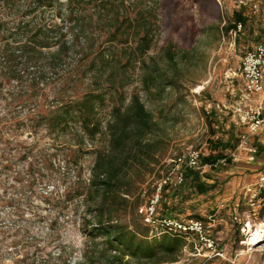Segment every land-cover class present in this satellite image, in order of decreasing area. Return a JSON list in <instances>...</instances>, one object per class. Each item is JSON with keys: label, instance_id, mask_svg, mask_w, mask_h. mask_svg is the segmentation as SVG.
Masks as SVG:
<instances>
[{"label": "trees", "instance_id": "16d2710c", "mask_svg": "<svg viewBox=\"0 0 264 264\" xmlns=\"http://www.w3.org/2000/svg\"><path fill=\"white\" fill-rule=\"evenodd\" d=\"M162 1L0 0V10L6 12L0 19V123L31 121L48 135L62 137L77 147L71 158L75 165L85 155L95 156L88 181L81 185L75 177L81 185L76 198H82L84 214L91 216L81 224L85 242L78 264H173L187 237L199 241L195 235L173 233L155 238L137 215L148 177L151 198L170 177L159 192L158 219L193 220L170 215L177 206L168 202H182L184 182L198 195L215 189L201 183L198 172L182 166L176 173L175 163H166L181 114L161 107L155 116L137 93L129 99L125 93L139 78L143 91L166 104L171 91L183 82L194 83L188 74L205 49L200 41L188 49L169 41L152 54L161 40ZM220 19L202 30L203 36L215 35L213 44L248 22L243 11L222 28ZM206 66L205 58L203 71ZM106 106L110 115L103 124L99 111ZM223 134L226 141H209L211 155L201 158L202 166L231 163L225 154L235 152L240 136L234 127ZM178 174L180 185L175 184Z\"/></svg>", "mask_w": 264, "mask_h": 264}, {"label": "rangeland", "instance_id": "374dc122", "mask_svg": "<svg viewBox=\"0 0 264 264\" xmlns=\"http://www.w3.org/2000/svg\"><path fill=\"white\" fill-rule=\"evenodd\" d=\"M240 11L248 20L240 32L231 31L216 44L215 35H202L203 29L219 23V15L222 28ZM5 17L1 9L0 19ZM263 39L264 0L162 1L161 40L152 54L169 41L187 49L200 41L205 48L197 53V66L188 74L194 83L183 82L182 87L170 92L166 104L143 91L139 78L125 92L127 99L137 93L155 116L161 107L167 113L181 114L183 120L169 148L167 164L192 151L200 153L201 158L209 157V141H226L223 133L230 127L237 136L246 133L244 127L235 124L234 113L239 108L254 107L259 99L247 97L238 68L244 54ZM1 103L0 117L4 113ZM212 112L215 118L207 116ZM109 115L110 107L99 111L103 124ZM3 125L0 123V264L80 263L85 242L81 224L91 216L84 214L85 206L82 198H76V189L88 181L95 156L85 155L75 165L71 158L77 147L62 137L48 135L46 129L36 128L31 121L15 120ZM247 147L257 151L252 161L245 148H237L225 154L231 157V163L206 166L199 172V181L215 189L198 195L190 183L184 182L182 202H168L177 206L172 217L201 220L210 228L214 242L211 247L187 237L186 246L173 264H264V189L258 193L257 186L264 177V139L250 138ZM78 175L81 185L75 180ZM151 180L148 177L143 186L140 208L152 197V189H148ZM256 233L261 237L254 236Z\"/></svg>", "mask_w": 264, "mask_h": 264}, {"label": "built area", "instance_id": "2783aa9c", "mask_svg": "<svg viewBox=\"0 0 264 264\" xmlns=\"http://www.w3.org/2000/svg\"><path fill=\"white\" fill-rule=\"evenodd\" d=\"M241 29V25H238L236 32H240ZM238 76L242 80L247 97L253 96L259 99L254 107L239 108L234 113L237 118L235 124L246 129V133L240 136L238 149L245 148L249 159L252 161L257 151L253 147H247L249 139H264V39L253 50L244 54L238 68ZM200 161V153L196 151L189 152L173 161L175 163L174 171L177 173L184 166L199 173L206 167L202 166ZM167 181H170V177L159 184L156 195L145 206L139 209L138 213L142 216L143 223L152 229V233L155 236L164 233L195 235L201 243H209V246L212 247L214 243L209 237L210 228L205 226L203 222L197 220L181 222L171 218H155V209L159 202V192L161 186L166 184ZM182 181V175L178 174L175 184L180 185ZM257 186L258 193L264 189V177L260 179Z\"/></svg>", "mask_w": 264, "mask_h": 264}, {"label": "bare ground", "instance_id": "6f19581e", "mask_svg": "<svg viewBox=\"0 0 264 264\" xmlns=\"http://www.w3.org/2000/svg\"><path fill=\"white\" fill-rule=\"evenodd\" d=\"M262 227H260V229H261ZM257 232V231H256ZM260 235V233H256V234H254V236H259ZM260 237H261V235H260ZM254 239V238H253ZM251 240H252V238H251Z\"/></svg>", "mask_w": 264, "mask_h": 264}, {"label": "crops", "instance_id": "0c3cea01", "mask_svg": "<svg viewBox=\"0 0 264 264\" xmlns=\"http://www.w3.org/2000/svg\"><path fill=\"white\" fill-rule=\"evenodd\" d=\"M259 44V43H258ZM255 48V47H254Z\"/></svg>", "mask_w": 264, "mask_h": 264}]
</instances>
